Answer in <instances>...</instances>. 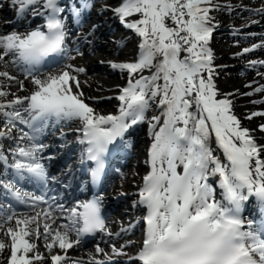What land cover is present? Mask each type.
<instances>
[{"label": "snow or ice", "instance_id": "snow-or-ice-1", "mask_svg": "<svg viewBox=\"0 0 264 264\" xmlns=\"http://www.w3.org/2000/svg\"><path fill=\"white\" fill-rule=\"evenodd\" d=\"M5 6L22 19L29 13L42 17L43 24L0 33V191L7 201L0 202V264H264V223L254 225L242 215L250 198L264 206V122L244 127L233 111V94L221 98L209 47L217 26L211 13L231 11V5L106 0L97 11L111 12L138 37L134 60L109 62L125 81L117 85L120 103L114 113L87 102L97 98L82 90L83 67L63 63L42 71L75 60L66 20L82 25L95 0H0V9ZM253 11L264 15V2ZM258 48L264 42L235 55ZM257 65L264 67V60L249 61L250 67ZM257 75L264 79V72ZM255 93H264V84L244 95ZM256 117L264 119V111L245 118ZM69 122H78L81 159L93 162V183L105 172L106 156L136 126L147 124L148 170L133 202L144 209L145 227L134 253L127 250L135 243L129 240L109 243V251L97 244L87 259L69 255L86 237L120 236L134 227L110 230L102 215L103 192L69 207L47 195L49 183L62 180L48 171L45 161L54 157L44 155L49 145L42 136ZM13 176L34 180L44 192H22ZM8 197L29 210L17 211Z\"/></svg>", "mask_w": 264, "mask_h": 264}, {"label": "bare ground", "instance_id": "bare-ground-1", "mask_svg": "<svg viewBox=\"0 0 264 264\" xmlns=\"http://www.w3.org/2000/svg\"><path fill=\"white\" fill-rule=\"evenodd\" d=\"M107 2L112 3V2H114V0H107ZM232 3H233L232 4V6H233L235 2H232ZM101 5H103V4L98 5L97 9H100ZM241 5H243V2H242ZM252 9L254 10L256 8L253 7ZM103 14H106V12L97 11V10L94 11L93 10V12L91 14H89V15H92V22L96 21L95 23L99 24L101 22V24H102L103 23V20H102L103 17H101V16ZM13 16H14L13 10L10 9L9 7L5 6L2 9H0V26L3 27V26H6L8 24V22H12L11 20L13 19ZM94 17H96L97 19L95 20ZM215 20H217V22H216L217 26H223V27H241V26H245V25L261 24V26H263V28H264V15H258V14H257V17H255L254 19H248L245 22H239L237 20H235L233 22H229L228 20H225L223 17H219V18H217ZM253 20L258 21V23H251V21H253ZM14 23L16 25V30H19V29L22 30V29H24L26 27H28V29H29V24L26 25L24 22H22L21 17L17 18V20H15ZM118 26H120V24L118 22L114 21L112 26H111V30L116 29ZM96 27H98V26H96ZM252 37H248V38H251L249 40L253 39L252 41H255L256 42L255 44H260L261 42H264V34L263 35H257V36H255L253 38ZM77 40H80L79 37H76L74 40H72V43H71L72 46L70 47V49H72V50L75 49V43H76ZM82 44H83V41L80 40L79 47ZM213 44H214V37L211 38L209 47L210 48L213 47L212 51H213V54H216V58H218L220 60H224L226 58H231V59L235 58L236 59V55H235L237 53L236 50L230 52L229 54H226L225 53V49L226 48H225L224 44H223V46H219V47H218V45L214 46ZM254 53L257 54L258 57L264 58V48H258L256 50H254L253 52H251V54H254ZM114 54L123 55L124 58H125V56H129L130 52H124L123 50H117V49L113 50L110 47H107L106 44H102L99 47L95 48V51H94V53H93V55L91 57H87V56L81 57V55H79V56H76L75 60H71L70 63H73L76 66H78V64H81V63H83V61H86L87 64H89V67L91 66V68H93L96 71L97 69H95V67H96V63L95 62L100 61V60H102V61H112V60H114V59H112V56ZM238 57H241V56H238ZM112 62H115V61H112ZM215 62L216 61L214 60L213 63H215ZM57 68H54V69L49 70V71H55ZM261 72H264V71H261ZM114 74H115L114 75L115 77L117 76L116 77V78H118L117 80H112L109 77H99V79H96V77H94V78H92L90 80H86V83L84 85H81L85 96L86 97H95L96 98L97 96L109 95L111 92L115 91L117 89V85H120V82H121V80L123 78L121 76H119V74L116 71L114 72ZM250 75H253V74H250ZM253 78H255L258 81L257 87L260 84H264V79H262L259 75L255 74ZM248 79H249V77H248ZM236 80H237V78H234V76H229L227 78V81L226 82H221L219 84V86L216 83V87H217L219 93L221 94V98H223L224 95L229 94L231 91H235L236 93L243 92V90H242L243 86L237 84ZM28 87L30 88L31 85H28ZM12 91H15V86L12 88ZM118 94L119 93L117 91V95ZM110 98L111 97H109L106 100H102V103L105 104V102L107 100H109ZM229 98L231 99L230 96H229ZM261 100H264V94H263V96L260 99L258 98L256 101H261ZM93 102L95 103L96 101L94 100ZM99 102L100 101H97V103H99ZM119 103H120L119 101H116L115 103H108V106H102L97 111H101V112H104V113H114V112L117 111ZM263 105H264V103H253L251 105L245 106L244 108H242V110H238V111L239 112L244 111V112H247V114H249V113H251V112H248L250 110L251 106L252 107L260 106L255 111H264V106ZM234 108H235V106L233 104V109ZM236 115L238 116V118H240L239 117L240 115H238L237 113H236ZM252 120H256L255 122H257V123L259 121L264 122V119H262L260 117H256V118H254ZM252 120L251 121L244 120L242 122V125L244 127L250 128V129H256L257 125L259 123L258 124H254L252 122ZM144 125L145 124H141V125H138L137 127H139V126L141 127L142 126L141 128H143ZM147 129H148V127H147ZM256 134H257V136H259L258 132ZM66 136H68V134L65 135V136H61V138H65ZM145 138H146V140L144 142L136 143V145H135L136 146V151L134 150L135 154H139V151L141 149H144V151H143L144 152V162H142V160L140 161V160L137 159L138 161L136 163H134V164H136L137 167L145 166L146 169L148 170V167H147V165L145 163L146 150H147V147H148V144H149L148 130H147V134H146ZM44 139H47V137L45 136ZM60 141L61 140H57L56 138H53L51 140L43 141V143H45V144H46V142L51 143L50 147H48L49 149L52 147V148H54L55 152L61 150L67 156L68 149H65L63 146H61L60 145ZM213 147H215L214 144H213ZM45 156H47V155H45ZM62 158H57V160L59 161ZM126 169H127V171H126ZM147 170H145L144 175L146 174ZM118 171H119V173L121 175V178L119 177L116 180H113L111 185H110V188L113 191L119 189L120 192H123L126 195V192H129L131 190V188L134 186V183L136 182L137 177L141 174L142 171L139 168H137L136 171H132V170L129 169V166H127V165L121 166L118 169ZM59 175H61V173H59ZM120 192H118V194ZM125 195H123V197H125ZM104 196H105V200H108V197L106 196V193L104 194ZM76 198H79V197H76ZM58 202L62 203L65 207H69L75 202V200L74 199H64V200H60ZM117 205H120V204H117ZM117 205L113 206L111 210L115 211L114 209H115V207H118ZM133 211L135 212V211H137V209L134 208ZM130 224L134 225V227L131 229L130 232H128L129 235H126L125 233H121L120 236H113V237H108L106 235H103L96 242L92 243L91 245H89V246H87L85 248L77 249V250H74V251H69V255L72 256V257L75 256V257H81V258L87 259V257L90 254H95V247H96L97 244H99V246H101V247H104L106 251H109V248H108V244L109 243H115L117 246H119L123 242L125 243L126 241H129V240L135 242L129 248L135 247V249H137L139 247L142 239H143V237H142L143 236L142 228H141L142 226H141L140 223H138V221H136L135 223H130ZM107 225H108V227L110 228V230L113 233H116V232H119V231H117L116 228L121 227V221L118 220L117 218H115L112 221L109 220L107 222ZM126 225L129 226V224H126ZM122 226H125V225H122ZM138 227L141 228L140 235H137V233H136ZM129 248L127 249L128 251H129ZM41 250L43 251V248Z\"/></svg>", "mask_w": 264, "mask_h": 264}, {"label": "rangeland", "instance_id": "rangeland-1", "mask_svg": "<svg viewBox=\"0 0 264 264\" xmlns=\"http://www.w3.org/2000/svg\"><path fill=\"white\" fill-rule=\"evenodd\" d=\"M106 2V0H103L102 2H101V4H104ZM217 2L218 3H220V2H222L221 0H217ZM232 2H235L234 3V5L232 6ZM242 2L243 1H239V0H230V1H227V0H223V3H226V4H229V5H231V7H236L237 9H239L240 7L241 8H245V7H243V5H245V6H248V5H250V7H252V6H254L256 3H251V2H245V3H243V5H241L242 4ZM223 3H221V4H223ZM239 3V4H238ZM98 5H100V4H97V7H98ZM97 10V9H96ZM226 8H224L223 10H218V11H214V12H212L211 13V15L213 16V18H214V21L215 22H217V20H215L216 19V16H218L217 18H219V17H223L224 19H225V14H226ZM241 13V10L240 11H237V10H235L233 13H231V15H229L228 17H230V16H234V15H236V13ZM111 12H106V14L103 16L104 18H112V19H114L115 17H112L111 16ZM236 17H241L240 16V14L239 15H237ZM236 17H234L235 19H232V18H230V19H225V20H228L229 22H233V21H235V20H237V21H239V22H245V21H247L248 19H246V20H244V18L242 17V18H236ZM257 17V16H256ZM255 18V17H254ZM254 18H251V19H254ZM95 24V26H96V23H94ZM98 24V23H97ZM101 24V23H100ZM112 24H113V22H111V24H110V26L108 27V31L107 32H110V31H112L111 30V26H112ZM216 25H217V23H216ZM105 26V24H103V25H101L100 26V29L101 30H103V27ZM8 29V28H11V27H9V26H6L4 29ZM3 29V30H4ZM92 29H93V27H92ZM7 32H11V31H6V32H4V33H7ZM243 32H245V30L243 31ZM101 33H103V32H101ZM222 34H225V32H222L221 31V29H219V28H217L216 27V29H215V31L213 32V35H214V46L216 45H218V47L219 46H223V44H224V46L226 45L227 46V48H226V46H225V53H227V52H232V51H234L235 49H233L234 47L233 46H231L230 44H229V40L230 39H227V40H223V36H221V37H218V36H220V35H222ZM116 35V34H115ZM107 37H109V39H111L110 41L108 40V39H106V38H101V37H97V40L98 41H104V42H107V44L110 46V47H112V46H114V43L116 42V36H114V34L112 35V33L111 34H108L107 35ZM120 39V38H119ZM231 41V40H230ZM234 41V40H233ZM121 42H124V40H121V41H119V44H121ZM224 42V43H223ZM97 43V42H96ZM244 43V44H243ZM243 43H241V44H243V45H245L246 44V42H243ZM103 44H105V43H103ZM100 45H102V43H100L98 46H95V48H97V47H99ZM130 46H132V43H131V41H130V37H129V41H128V43H127V41H126V44L124 45V47H125V49L127 50H125L123 47H120L119 45H116L115 47H112L111 49H113V50H115V49H117V50H123L124 52H130V57L129 56H125V58H127V57H129V59L130 60H132L133 59V56H134V53H135V51L137 50L136 48H133V51L131 52V50H129V48H130ZM241 47H243V46H239L238 47V45H237V49H240ZM95 48H94V50H92L91 51V54L88 56V55H86L87 57H91L92 55H93V53H94V51H95ZM93 49V48H92ZM211 49H213V47L211 48ZM232 49V50H231ZM231 50V51H230ZM228 53V54H229ZM73 54V51H70V53H69V55L71 56ZM214 55V60L216 61L215 63H214V65L216 66V71H217V73H218V75L215 77V85H216V83H217V85L219 86V84L221 83V82H226L227 81V78L229 77V76H234V78H237V80H236V82H237V84H239V85H241V86H243V92H238V93H236L235 91H231L230 93H232L233 95L232 96H230L231 97V99L233 100V104H234V106H235V108L233 109V111H234V113L236 114H238V115H240L239 117H240V119H241V121L243 122L244 120H248V119H246L245 117L247 116V112H244V111H241V112H239L238 110H242V108H244L245 106H247V105H251V104H253V101H256L254 98H256L257 96H259L260 94H253V95H251V96H248V95H244V92L246 91H248L249 90V92H251L250 90L251 89H253V88H255V87H253V85L254 84H252L251 85V87H248L247 85H245L248 81V76H250V74H253V73H249L248 74V76H247V78L244 76V75H239V72L241 71V68H237L235 71L234 70H232V69H226V67H224L225 65H227L228 63H231L230 61L232 60L231 58H226L227 59V61H226V59H224V60H220V59H218V58H216V54H213ZM252 55H255V56H257V54H252ZM248 56V55H247ZM258 57V56H257ZM123 59V62H125V61H130L129 59H124V56L123 55H117V54H114L113 56H112V59H114V60H112V61H115V62H117V61H119V62H122V60H120V59ZM260 57H258V59H259ZM235 59V58H234ZM250 58L249 57H246V58H244V59H236V63H238L239 62V64H241V65H246V62L249 60ZM68 59H66L65 61H67ZM112 61H107V63L109 64V62H112ZM70 62H71V60H70ZM217 66H220L219 68H217ZM80 67H85L86 68V66H84V64H81L80 65ZM104 69H105V71L108 73V77L110 78V79H112V80H117L118 78H116L113 74H110L111 73V71L113 70L112 68H110V70L108 71L107 70V68H105V67H103ZM91 70L90 71H94V69L93 68H90ZM221 69H223V70H221ZM86 71V70H85ZM119 71V70H118ZM263 71V70H262ZM88 72V69H87V71L85 72V73H82V75L79 77L80 78V80H90V78H82L86 73ZM117 72V71H116ZM259 72H261V71H259ZM235 73V75H232V74H234ZM97 73L95 72V73H92V74H90L89 76H92L91 77V79L92 78H94L93 76L94 75H96ZM99 75V74H98ZM246 75V74H245ZM101 76V74L98 76V78H96V79H99V77ZM119 76H121L122 77V74L121 73H119ZM124 83V80L122 79L121 80V82H120V85H122ZM112 93V92H111ZM240 95H242V96H240ZM237 96H239L240 98H238L237 99ZM253 99V100H252ZM88 102V101H87ZM89 104H90V102H88ZM99 104H100V106H99ZM94 103V102H92L91 103V105L93 106V107H95L96 109H100L102 106H108V104H103V103ZM236 105H237V107H236ZM264 106V105H263ZM258 107H260V106H254V107H250V110L248 111V112H253V111H255L256 109H258ZM262 107V106H261ZM153 113L152 112H149V116L150 115H152ZM254 119V118H253ZM256 120H252V122L254 123V124H258V123H261V121H259L258 123L257 122H255ZM71 129V128H70ZM56 132H54L53 133V135L55 134ZM65 135H67V133L65 134ZM65 135H63V136H65ZM67 137V136H66ZM61 142V141H60ZM64 147V146H63ZM65 148V147H64ZM66 149V148H65ZM135 151H136V148H135ZM135 151H134V155H135ZM144 149H141L140 151H139V155H141L142 154V162H144ZM139 157V156H138ZM133 160H134V158H133ZM139 160V159H138ZM137 159H136V161L134 162V163H136L137 161H138ZM140 160V161H141ZM132 161V160H131ZM135 166H136V164H134ZM135 166H131V170L132 171H136L137 169H135ZM136 168H138L137 166H136ZM126 171H127V169H126ZM145 171V170H144ZM143 171V172H144ZM125 172V171H124ZM143 172H141V174L138 176V178H137V181H136V184L138 183V181H139V177H142L143 175H144V173ZM116 184V183H115ZM135 184V185H136ZM111 189V188H110ZM114 192H116V193H118V192H120V190L118 189V190H115V191H113V194H114ZM106 193H109V190L106 192ZM112 193V192H111ZM121 193V192H120ZM127 199V201H131V197L129 196V197H127L126 198ZM117 208V207H116ZM120 209H126L125 207H122V208H120ZM132 212H134L133 210H132ZM138 217V216H137ZM118 220H120L121 221V226L122 225H126V224H130V223H132L131 221H128L127 219H126V215L125 214H121V215H119L118 216V218H117ZM122 221H124L125 222V224H122ZM140 231H141V228H137V235H140ZM131 237V236H130Z\"/></svg>", "mask_w": 264, "mask_h": 264}]
</instances>
